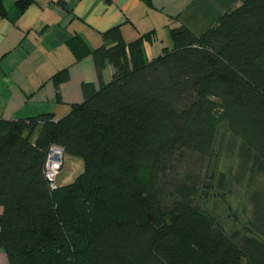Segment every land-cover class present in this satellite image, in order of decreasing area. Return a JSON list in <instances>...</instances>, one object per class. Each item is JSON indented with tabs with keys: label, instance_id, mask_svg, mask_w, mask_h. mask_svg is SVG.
<instances>
[{
	"label": "trees",
	"instance_id": "16d2710c",
	"mask_svg": "<svg viewBox=\"0 0 264 264\" xmlns=\"http://www.w3.org/2000/svg\"><path fill=\"white\" fill-rule=\"evenodd\" d=\"M32 1L15 0L16 16ZM104 38L111 45L93 50L78 35L66 42L76 60L91 54L100 81L83 83L68 113L0 118L9 264H196L190 235L205 243L207 264H264V181L250 195V229L228 236L196 206L192 177L178 173L189 153L207 156L226 122L264 177V0H243L199 35L172 27L171 46L151 58L150 34L125 43L115 27ZM106 63L113 73L103 83ZM67 75L52 76L56 93ZM51 145L84 165L54 188L45 177Z\"/></svg>",
	"mask_w": 264,
	"mask_h": 264
},
{
	"label": "crops",
	"instance_id": "0c3cea01",
	"mask_svg": "<svg viewBox=\"0 0 264 264\" xmlns=\"http://www.w3.org/2000/svg\"><path fill=\"white\" fill-rule=\"evenodd\" d=\"M243 0H33L16 16L15 0H3L8 16L0 15V118L22 119L50 113L58 119L83 100L81 86H99L91 54L76 60L67 40L80 36L87 46L111 45L104 33L119 28L125 43L150 34L143 49L147 58L171 46L170 29L182 25L199 35L218 17ZM155 42V44L153 43ZM155 52L148 54L154 45ZM149 47V48H148ZM66 68L67 79L56 86L52 76ZM113 67L106 63L101 81ZM0 264H9L0 250Z\"/></svg>",
	"mask_w": 264,
	"mask_h": 264
},
{
	"label": "rangeland",
	"instance_id": "374dc122",
	"mask_svg": "<svg viewBox=\"0 0 264 264\" xmlns=\"http://www.w3.org/2000/svg\"><path fill=\"white\" fill-rule=\"evenodd\" d=\"M153 43L145 45L151 47ZM156 46L158 44L147 53L155 52ZM242 147L241 138L230 130L226 122H221L207 156L189 153L178 171L180 178L186 174L192 177L198 189L196 206L208 214L216 227L228 236L236 231L244 233L250 229V195L264 181V177L252 167V162L241 157ZM83 168L80 159L63 155L56 183L64 185L72 182ZM147 173L148 168L144 166V178ZM190 238L195 247L196 264H207L202 257L205 243L194 235H190Z\"/></svg>",
	"mask_w": 264,
	"mask_h": 264
},
{
	"label": "built area",
	"instance_id": "2783aa9c",
	"mask_svg": "<svg viewBox=\"0 0 264 264\" xmlns=\"http://www.w3.org/2000/svg\"><path fill=\"white\" fill-rule=\"evenodd\" d=\"M63 149L58 145H51L45 161V177L50 188L55 187V180L62 167Z\"/></svg>",
	"mask_w": 264,
	"mask_h": 264
}]
</instances>
